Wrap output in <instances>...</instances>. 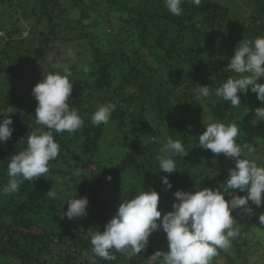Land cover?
Returning <instances> with one entry per match:
<instances>
[{
  "label": "trees",
  "instance_id": "obj_1",
  "mask_svg": "<svg viewBox=\"0 0 264 264\" xmlns=\"http://www.w3.org/2000/svg\"><path fill=\"white\" fill-rule=\"evenodd\" d=\"M244 1L250 13L233 20V14L219 0H201L198 7L184 0L180 16L172 15L164 0H0V33H4L0 36V120L10 115L14 129L7 142H0V189L8 183L11 155L24 150L27 135L41 127L35 123L37 101L32 89L43 73L62 72L64 64L70 67L73 91L69 103L84 119L83 127L73 134L54 133L60 153L50 162L47 177L25 181L12 194L0 191V264H90L85 255L91 254L92 248L88 230H104L117 210L112 205L118 199L122 202L141 190L153 189L160 194L158 209L163 215L171 211L177 190L222 188L235 162L199 147L198 136L205 131L208 117L214 120L211 122L240 126L236 140L244 158L255 160L264 152V121L252 123L255 109L264 103L249 90L238 93L241 105L234 109L214 94L236 74L223 71L234 54L215 60L211 48L223 37L238 44L264 36V0ZM106 30L110 34L106 35ZM23 31L28 32L27 38H22ZM78 60L81 63L75 64ZM37 65L46 70L35 81H26ZM156 80L169 89L155 97L151 86ZM258 82L264 83V78ZM198 83L209 85L212 95L197 101L193 90ZM182 90L190 98L185 107L181 100L172 101L167 95ZM144 98L149 100L138 115L125 114L124 108L132 109ZM108 102L116 105L109 123L92 125L91 115ZM202 106L206 114L200 110ZM146 115L153 121V130L148 129ZM108 133L125 152L115 166L107 163L104 140ZM252 135L256 137L251 139ZM142 137H148L145 145L140 143ZM168 138L180 139L189 150L185 157L174 156L181 170L171 174L160 171L157 159L164 155L161 148ZM128 147L133 152H126ZM257 164L264 167V162ZM133 168L138 169L136 175L129 174ZM74 170H79L78 176L73 175ZM163 176H168L171 189L162 184ZM117 177L122 182L116 188L110 182ZM53 186L57 198H46ZM107 188L113 189L112 199L105 200L108 204L98 197L99 191ZM235 194L246 195L238 189ZM74 195L88 198L87 216L61 220L59 213L67 210L66 201ZM91 206L97 209L96 214ZM249 206L251 215L240 210L232 213L240 234L228 249L243 258L242 264H264V225L259 223L264 204L257 207L249 202ZM65 223L67 227L62 229ZM165 235L162 230L152 233L147 248L138 256L129 258L113 249L116 260L96 257V264H117L120 259L126 264H150L148 258L155 251H168ZM55 236L61 238L59 254L46 260ZM218 253L234 264L225 250Z\"/></svg>",
  "mask_w": 264,
  "mask_h": 264
},
{
  "label": "clouds",
  "instance_id": "obj_2",
  "mask_svg": "<svg viewBox=\"0 0 264 264\" xmlns=\"http://www.w3.org/2000/svg\"><path fill=\"white\" fill-rule=\"evenodd\" d=\"M183 2L164 0L166 8L174 16L182 15ZM190 2L197 7L201 4V0ZM61 67L62 72L43 73L42 79L32 89L37 101L35 123L41 127L27 135L24 150L11 155L7 164L8 183L0 189L5 194L18 192L25 181L47 177L50 162L60 153L54 133L73 134L84 125L77 108L69 103L73 91L70 82L72 72L67 64ZM84 71L88 69L84 68ZM223 71L236 75L228 77L216 88V97L229 102V106L235 109L241 105L238 93L247 94L250 90L264 103V83L258 82L264 78V36L254 41L239 42ZM198 85L193 90L197 101L212 95L209 85ZM115 108L112 102L99 105L91 115L92 125H107ZM254 115L253 125L264 121V107H257ZM3 117L0 120V142H7L14 131L10 127L13 121L10 115ZM239 132L240 126L236 123L216 121L206 124L205 131L198 136L200 148L210 150L217 157L223 154L235 162V167L228 170L222 188H196L188 192L177 190L173 194V210L163 215L158 209L160 194L153 189L141 190L133 198L123 199L102 232L93 228L88 230L92 248L91 254L85 255L90 264H96V257L105 261L116 260L113 249L125 253L129 258L138 256L147 248L151 234L160 230L166 233L168 251H155L148 258L151 264H210L218 250L230 248L232 240L240 234L239 228L234 227L236 220L232 213L240 210L251 215L253 209L249 202L257 207L264 204V167L242 156V147L236 140ZM188 151L180 139L168 138L161 148L164 155L157 157L160 171L171 174L181 170L173 157L181 154L185 157ZM73 175L78 176L79 170H74ZM106 179L110 181L112 178L108 176ZM161 182L171 189L168 176L161 177ZM237 189L246 195L235 194ZM57 195L53 186L46 193V198L56 199ZM75 195L66 201L67 210L59 213L60 219L66 217L73 220L87 216L88 198H75ZM226 196H231V199H226ZM259 223L264 225V214L259 215Z\"/></svg>",
  "mask_w": 264,
  "mask_h": 264
},
{
  "label": "rangeland",
  "instance_id": "obj_3",
  "mask_svg": "<svg viewBox=\"0 0 264 264\" xmlns=\"http://www.w3.org/2000/svg\"><path fill=\"white\" fill-rule=\"evenodd\" d=\"M244 2H245L244 0H219V3L222 4L223 6L227 7L230 10V12L233 14V16H234L233 20H236L237 18H240V17L241 18L242 17H246L250 13V8L249 7H245L244 6ZM67 3L68 2H66V1L64 2L65 5H67ZM69 5L70 4L68 3L67 6H69ZM238 5L242 9V11L244 10L243 12H240V8H239V10L237 9ZM15 9H17V7ZM17 10L21 11L20 9H17ZM22 24L24 25V24H27V23H22ZM22 34H23L22 38H27V36H28V32L27 31H23ZM108 34H110V33L106 30V35H108ZM0 36L4 37V33L1 32ZM237 45L238 44L235 43L230 38L223 37L222 39L219 40L217 45H215L214 47L211 48L210 53L213 55V58L215 60H217V57L220 56V55L234 54V49L236 48ZM21 59H22V57L19 59L20 63L23 62V61H20ZM79 63H81V61H79V60L75 62V64H79ZM37 66H39V67H35V69L32 71V73L28 74L26 76V78H25L26 81H35L36 80L35 77H38L40 74H42L46 70V67L43 68V66L42 67H40V65H37ZM78 78L79 77H77L76 79H78ZM162 80H164V79H162ZM162 80H156V84L151 86V91L154 93L155 97L158 94H163V93L168 92L169 88L167 87L166 83H162ZM184 93H185V91L182 90V92H180V93L179 92H174V93H171V95H169V93H167V95L170 98V100H172V101H175V99L181 100V103L185 107V106L189 105L190 98L188 96L185 97L183 95ZM148 100H149L148 98L142 99L141 101H139V102L135 103L134 105H132V109L124 108L125 114L127 116H130L131 113H136L138 115L139 112L142 110V108L145 106V104H146V102ZM200 110H202V112L205 113V114L207 113V109L204 106L200 107ZM146 117L149 119V121H147L148 129L153 130L152 129L153 128L152 127L153 126L152 125L153 121L150 120L149 116L146 115ZM208 121H209V123H211V121H214V120H212L211 118L208 117ZM147 123H143V125L145 127H147L146 126ZM255 137H256L255 135H252L251 139H254ZM147 139H148V137H146V138L142 137L141 140H140V143L142 145H145L147 143ZM104 142H106L105 143L106 144L105 145L106 150L105 149L104 150L106 151L107 163L115 166L117 163H119V162H121L123 160L122 155H124V153H125V152H123V149H122L123 146L122 145H117L118 143H115L116 141L113 139L112 133H108V135L105 137ZM119 142L122 144V141L119 140ZM104 150H103V152H104ZM125 150H126V152H133V149H131L130 147L125 148ZM103 152H102V155H103ZM261 155H264V152ZM261 155L255 157V160L259 164L264 162V158L260 157ZM173 159L176 162L177 157H174ZM88 168L92 169L93 167L89 166ZM137 170H138L137 168H133V169L130 170L129 174L134 173L136 175ZM87 176L90 177V174L87 173ZM127 176H128V178H131L130 175H127ZM121 182H122V180L119 179V177H117V178H114V180L112 182H110V185L111 186H115L117 188V187H120L119 184H121ZM93 184H94V182H93ZM183 184H184V182H183ZM183 187L185 188L186 185L184 184ZM186 190H187V192L188 191H195L193 188H187ZM98 197H99V200H101L104 203L108 204L109 202H106L107 201L106 198L108 197V198L112 199V197H113V189L112 188H109V189L107 188L104 191L100 190L99 193H98ZM117 202L118 203H116L115 205L114 204L112 205V208L114 210L117 209L119 204L121 203L119 201V199H118ZM91 208H92V206H91ZM170 209H171V211L173 210L172 207ZM92 212L94 214H96L97 209H93L92 208ZM113 215H114V212H113ZM61 220H67V218L65 217L64 219H61ZM66 227L67 226H66V223H65L64 227L62 229H65ZM161 238H162V236H161ZM155 239L160 240L161 244L164 242V240H162L160 238L155 237ZM53 243L54 244L52 245V248H51L52 252L45 257L46 260L55 259L58 256V254H59L58 253V251H59L58 248H59L60 243H61V238L59 236H55L53 238ZM220 251H222V249L218 250V252H220ZM225 251H226L227 255H230V256H232L234 258V264H242V262H243V258L242 257H240V258L236 257L230 249H227ZM245 253L250 254L248 251H245ZM263 255H264V252H263ZM145 257H149V256H145ZM225 257L226 256H223L220 253H218L215 257L212 258L210 264H229V262H228L229 260H226ZM249 257H250V255L248 256V258ZM0 263H2V262H0ZM117 264H126V263H125V261L123 259L122 260L120 259V260H118ZM150 264H151V262H150ZM231 264H233V263H231Z\"/></svg>",
  "mask_w": 264,
  "mask_h": 264
}]
</instances>
